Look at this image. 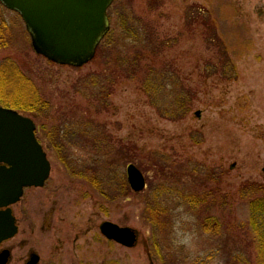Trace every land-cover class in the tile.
Segmentation results:
<instances>
[{"label":"rangeland","instance_id":"rangeland-1","mask_svg":"<svg viewBox=\"0 0 264 264\" xmlns=\"http://www.w3.org/2000/svg\"><path fill=\"white\" fill-rule=\"evenodd\" d=\"M107 16L113 48L102 39L76 68L36 54L0 4V67L19 72L0 84L19 94L10 109L33 120L50 163L44 186L12 206L14 258L32 249L38 264H256L250 198L238 189L264 184V0H114ZM227 57L235 79L222 74ZM150 79L160 87L148 95ZM130 164L142 191L129 186ZM187 192L204 204L188 205ZM104 222L135 231V245L107 240Z\"/></svg>","mask_w":264,"mask_h":264},{"label":"water","instance_id":"water-1","mask_svg":"<svg viewBox=\"0 0 264 264\" xmlns=\"http://www.w3.org/2000/svg\"><path fill=\"white\" fill-rule=\"evenodd\" d=\"M113 0H0L22 19L36 54L61 66L82 67L95 55L109 31L107 9ZM197 114V113H196ZM198 115V114H197ZM127 180L134 192L142 191L145 179L134 165L127 166ZM50 163L35 137L34 122L17 111L0 106V242L16 233L10 206L22 190L42 187ZM107 240L124 247L136 243L135 231L111 222L100 226ZM33 255L30 264H36ZM0 256V264H4Z\"/></svg>","mask_w":264,"mask_h":264},{"label":"trees","instance_id":"trees-1","mask_svg":"<svg viewBox=\"0 0 264 264\" xmlns=\"http://www.w3.org/2000/svg\"><path fill=\"white\" fill-rule=\"evenodd\" d=\"M191 11H193V13H195L198 16H203V15L207 14V11L203 10L200 7L194 8ZM109 34H110V32L108 34H106V36L103 38L105 41H106V38H108ZM109 37H110V35H109ZM130 38H131V35L128 33L127 36L124 37V40L125 39L131 40L130 43L132 42L131 44H133V45L135 43H137L138 39H134V38L130 39ZM110 40L111 39L106 41V47L105 48H113V41L109 42ZM137 60H140V54H138L137 57H133V60H131V69L134 72H135L136 66L138 64V63H134V61H137ZM4 66L2 65L0 67V79L2 81L6 80V78L9 77V73H10L9 71H11L15 74L18 71L16 69V67H15V70H16L15 71L11 65H10L11 68H8L9 69V71H8L7 69L4 68ZM230 66H231L230 60L227 57L225 64L222 67V69L224 68L222 74L227 76L228 79H235L236 78L235 72H233V71L231 73L228 72V70H230ZM17 74H19V72H17ZM17 74H16V76H17ZM7 81L9 83L6 85L12 84V82H10V79H8ZM150 86L152 89H156L158 91L160 84H158V83L156 84L155 81L150 79L148 82L145 81L141 88H143L146 93H149ZM4 88L5 89H3L2 85H1V88H0V105H2L4 107H9V108H12L15 110L18 109V107L16 106L15 103H19V100H20L19 94H18V97L15 96L14 98H10V96L12 94L11 92H13L15 94H17V93L14 91H11L10 89H7V86L6 87L4 86ZM22 89L19 90L18 93L22 94V98H23V93H21ZM148 95H150V93ZM31 98H34V97H32V95H31ZM150 98L152 99V97H150ZM34 100H35V98L32 99V101H31V106H30L31 111L30 112L35 111L36 107H38V103L35 104ZM150 103L154 104L157 108L161 107V101L160 100L159 101L156 100V102L154 100H152V101H150ZM159 109H162V107ZM187 113H188V111L183 109V111H181V113H179L180 114L179 117L174 116V114L172 113V114L166 115L165 118L175 121L177 119H182ZM238 192L240 193V195H242L243 198L246 197V195L250 198L249 204H248V208L250 211L249 227H250L251 232H252L251 239H252V242L255 246V249H254V251H255L254 255L255 256H254L253 260H254V263H256V264H264V184L243 183L242 185L239 186ZM178 194H179V191H178ZM182 194L183 195L181 196V199L184 200L190 206L195 207V206L203 203V200H199L200 198L195 199V197H197V194H196V196H194L195 194L191 193V192H187L186 194L182 193ZM252 196H253V198H252ZM203 231L210 232V230L206 227H204ZM213 231L216 233H219L221 230L218 226H215ZM230 237L232 238V240L234 242H236L235 241V239H237L236 235L231 234ZM231 256L233 257L230 260L231 263H236L237 261H240V257H239L238 252L233 253ZM248 260H249V258H248Z\"/></svg>","mask_w":264,"mask_h":264},{"label":"flooded vegetation","instance_id":"flooded-vegetation-1","mask_svg":"<svg viewBox=\"0 0 264 264\" xmlns=\"http://www.w3.org/2000/svg\"><path fill=\"white\" fill-rule=\"evenodd\" d=\"M8 109H10V108H8ZM28 188H37V187H27V188H24L22 190V196L24 194V190H26ZM21 197H20V199H21ZM15 204H13V205H15ZM12 206L10 207L11 208V211H12ZM12 216L14 217L13 211H12ZM14 219H15V217H14ZM15 225H16V233L14 234V236L11 237V238L2 240L0 242V256L1 257H4V259H5L4 264H30L31 257L34 254L37 255L32 249H29L27 251L26 255L24 254V255H21V256H19L17 258H14L13 251L15 250V248H19L18 246L21 245V243H22V242L21 243L18 242V244H17L16 240L14 239V237L18 234V224H17L16 219H15ZM38 263H39V256H38V261H37L36 264H38Z\"/></svg>","mask_w":264,"mask_h":264}]
</instances>
